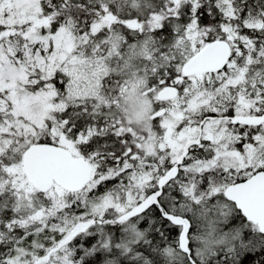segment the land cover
<instances>
[{
  "label": "snow or ice",
  "instance_id": "1",
  "mask_svg": "<svg viewBox=\"0 0 264 264\" xmlns=\"http://www.w3.org/2000/svg\"><path fill=\"white\" fill-rule=\"evenodd\" d=\"M0 264H264V0H0Z\"/></svg>",
  "mask_w": 264,
  "mask_h": 264
}]
</instances>
